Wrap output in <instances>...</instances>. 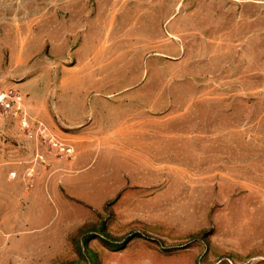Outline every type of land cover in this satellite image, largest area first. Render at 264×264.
I'll return each mask as SVG.
<instances>
[{
	"label": "rangeland",
	"instance_id": "374dc122",
	"mask_svg": "<svg viewBox=\"0 0 264 264\" xmlns=\"http://www.w3.org/2000/svg\"><path fill=\"white\" fill-rule=\"evenodd\" d=\"M12 89L29 110L84 113L123 91L109 99L138 117L127 126L147 178L92 215L45 203L29 233L17 197L0 195L14 206L0 208V264H264V0H0V91ZM10 125L0 164L17 173L0 184L22 191L36 146Z\"/></svg>",
	"mask_w": 264,
	"mask_h": 264
},
{
	"label": "crops",
	"instance_id": "0c3cea01",
	"mask_svg": "<svg viewBox=\"0 0 264 264\" xmlns=\"http://www.w3.org/2000/svg\"><path fill=\"white\" fill-rule=\"evenodd\" d=\"M122 92L97 96L95 98L97 111L90 110L89 113L68 110L70 106L66 101L62 104L53 101L54 106L45 110L30 109L33 116L37 115L36 118L43 121L51 132L75 148V158L67 156L54 158L46 144L29 139L17 125L8 126L15 127L22 139L31 142L36 146V152L39 151L46 157L44 165L35 164L37 173L26 182V189L16 191L8 184H0V195L3 198L17 197L16 205L20 208L18 224L22 226V232L29 233L36 229L46 212L44 207L46 204L59 206L69 201L77 204V207L84 208L85 215H92L94 211L103 209L107 203L115 200L129 182L138 181L140 176L147 178L146 173L136 174L134 168V161L137 159L134 153L139 148L135 149L133 146L134 143H138L139 130L127 126L129 122L132 124L137 122L138 117L134 118L133 115L129 117L125 114L133 112V107L118 105L109 99ZM125 92L129 94L135 90L127 89ZM25 98L27 102V97ZM3 155L5 156L0 160L8 161V154ZM34 155L36 156L35 153ZM103 161L112 162L109 182L113 188L101 200L100 193L107 183L105 179L107 175L104 176L101 168ZM1 173L14 175L17 168L9 163L0 164ZM33 195L38 196L39 200H32ZM11 204L7 200L0 208L5 212L14 207ZM58 218L59 214H55L52 219ZM6 219H0V225L5 223Z\"/></svg>",
	"mask_w": 264,
	"mask_h": 264
},
{
	"label": "built area",
	"instance_id": "2783aa9c",
	"mask_svg": "<svg viewBox=\"0 0 264 264\" xmlns=\"http://www.w3.org/2000/svg\"><path fill=\"white\" fill-rule=\"evenodd\" d=\"M15 122L19 130L29 139L37 143H47L48 147L58 156L76 157L75 148L61 140L44 124L30 112L25 96L17 90L0 91V127L2 125ZM36 164L43 163L46 158L39 151L35 156ZM35 167L26 170V176L34 175Z\"/></svg>",
	"mask_w": 264,
	"mask_h": 264
}]
</instances>
